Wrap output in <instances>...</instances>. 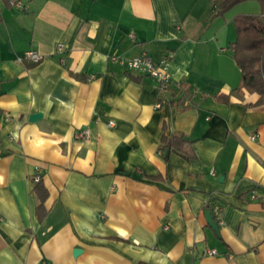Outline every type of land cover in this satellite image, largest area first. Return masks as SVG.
<instances>
[{"label": "crops", "instance_id": "0c3cea01", "mask_svg": "<svg viewBox=\"0 0 264 264\" xmlns=\"http://www.w3.org/2000/svg\"><path fill=\"white\" fill-rule=\"evenodd\" d=\"M221 1L0 0V264H264V103ZM143 51L169 89L108 59Z\"/></svg>", "mask_w": 264, "mask_h": 264}, {"label": "trees", "instance_id": "16d2710c", "mask_svg": "<svg viewBox=\"0 0 264 264\" xmlns=\"http://www.w3.org/2000/svg\"><path fill=\"white\" fill-rule=\"evenodd\" d=\"M245 0H222L216 16L223 15L228 9ZM262 11L259 15L237 14L234 17L237 37L230 43L233 56L241 68V87L260 94L258 103H264V0H259ZM2 16L0 15V20ZM183 87V84L181 85ZM181 140H184L181 138ZM166 142V138H164ZM35 180L34 191L41 199L38 216L46 215L44 202L48 195L42 179Z\"/></svg>", "mask_w": 264, "mask_h": 264}, {"label": "built area", "instance_id": "2783aa9c", "mask_svg": "<svg viewBox=\"0 0 264 264\" xmlns=\"http://www.w3.org/2000/svg\"><path fill=\"white\" fill-rule=\"evenodd\" d=\"M19 6H22L21 2L15 3ZM65 51V46L62 42L57 43L56 45V52L61 54L59 61L62 64H65L66 58L63 55ZM43 58V55H41L38 51L34 49H28L26 50L23 55L19 58L22 61H29L33 63H37L41 61ZM175 58V54L171 51L166 52L162 55V57L159 60H155L152 55L148 51H143L141 54L133 56V57H125V56H120L117 54H110L108 56V59L111 63L118 64L122 67H126L128 69L132 70H138L152 78H154L160 88L162 90H167L170 88L172 84V75L170 72V67ZM176 85L180 88L181 84L176 83ZM160 106V104H158ZM110 125L114 124V121H110ZM78 136L81 137H88V131L87 130H81L78 133ZM255 136H252V139H254ZM213 173V171H211ZM36 180L40 179V176L35 177ZM253 198H256L255 194H252ZM212 214L214 217H216L219 221L220 224L223 223L222 219V207L218 204L213 205L212 209ZM208 254L210 255H215L218 253L216 249H209L207 250Z\"/></svg>", "mask_w": 264, "mask_h": 264}, {"label": "rangeland", "instance_id": "374dc122", "mask_svg": "<svg viewBox=\"0 0 264 264\" xmlns=\"http://www.w3.org/2000/svg\"><path fill=\"white\" fill-rule=\"evenodd\" d=\"M261 11L262 7L259 0H245L228 9L224 15L232 16V19L234 20V17L237 14L259 15L261 14Z\"/></svg>", "mask_w": 264, "mask_h": 264}, {"label": "water", "instance_id": "95a60500", "mask_svg": "<svg viewBox=\"0 0 264 264\" xmlns=\"http://www.w3.org/2000/svg\"><path fill=\"white\" fill-rule=\"evenodd\" d=\"M41 116H42V113H40V112L32 113L30 115V120H36V119H38ZM206 217H207V220H208L209 224L213 227L215 232L219 233V231H220L219 225L215 222L211 210H207L206 211ZM81 251H82L81 248H79V247L75 248L74 249V255H78Z\"/></svg>", "mask_w": 264, "mask_h": 264}]
</instances>
